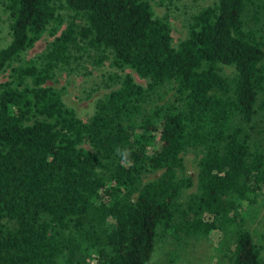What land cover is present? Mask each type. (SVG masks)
Returning a JSON list of instances; mask_svg holds the SVG:
<instances>
[{"label":"trees","instance_id":"16d2710c","mask_svg":"<svg viewBox=\"0 0 264 264\" xmlns=\"http://www.w3.org/2000/svg\"><path fill=\"white\" fill-rule=\"evenodd\" d=\"M0 4V264H148L157 237L213 238L229 264H264L244 225L264 190V142L249 131L264 112V34L244 14L261 24L264 3L214 0L175 44L150 0ZM85 50L146 82L125 72L82 119L49 81ZM188 148L195 189L180 200Z\"/></svg>","mask_w":264,"mask_h":264},{"label":"rangeland","instance_id":"374dc122","mask_svg":"<svg viewBox=\"0 0 264 264\" xmlns=\"http://www.w3.org/2000/svg\"><path fill=\"white\" fill-rule=\"evenodd\" d=\"M214 0H150L153 14L164 17L171 28L172 43L175 44L186 34V23L190 14L200 7ZM264 3V0H257ZM66 17V11H61ZM261 24H254L251 18L252 8L245 11L244 21L246 27H256L264 34V8H259ZM65 22V21H64ZM7 13L0 4V46L9 40ZM51 36L44 32L34 45L23 52V57H34L44 49ZM77 57L72 59L68 66L55 70V76L49 81L53 87L60 90L61 98L65 104L72 106L82 119L87 118L94 108V102L104 93L119 85V78L125 72H130L136 82L144 85L145 78L135 75L127 67H118L110 63V57L103 58L96 63L94 50L77 51ZM221 73L227 76L233 74V67L220 66ZM6 72L0 73V79ZM161 90L163 98L171 97V91ZM149 103H151L149 101ZM254 140L264 142V112L258 111L254 125L249 129ZM197 151L188 148L181 153L183 158L182 174L190 176L191 186L184 188L180 194V200L194 191L195 175L197 171ZM153 173L143 176V180L150 178ZM256 214L248 218L244 225L250 231L253 240L261 245V258L264 260V190L261 201L256 206ZM222 244L213 238H182L181 241L172 240L169 237L156 238L154 249L148 264H229V252L223 250ZM170 258V259H169Z\"/></svg>","mask_w":264,"mask_h":264}]
</instances>
